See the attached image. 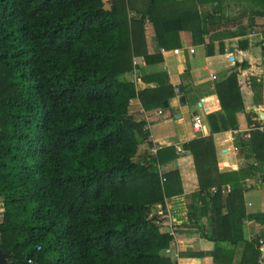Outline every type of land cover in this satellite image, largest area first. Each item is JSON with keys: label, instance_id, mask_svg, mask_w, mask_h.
I'll list each match as a JSON object with an SVG mask.
<instances>
[{"label": "trees", "instance_id": "obj_1", "mask_svg": "<svg viewBox=\"0 0 264 264\" xmlns=\"http://www.w3.org/2000/svg\"><path fill=\"white\" fill-rule=\"evenodd\" d=\"M225 1L113 0L107 9L105 0H0V252L8 264H179L167 255L175 239L166 200L184 193L181 176L162 169V181L159 172L178 154L174 146L140 154L150 131L130 112L137 98L147 112L168 109L175 89L165 80L137 91L127 75L138 58L163 63L161 50L178 49L183 32L203 45ZM207 3L218 5L211 15L200 12ZM238 45L244 51L250 40ZM248 67L237 61L216 82L212 134L182 146L199 183L186 196V223L202 236L201 251L183 256L203 264H262L260 239L248 240L244 223L246 182L264 179V113L254 106L255 129L236 138L238 171H219L213 138L239 129L245 88L252 105L261 102ZM249 218L264 224V214Z\"/></svg>", "mask_w": 264, "mask_h": 264}, {"label": "crops", "instance_id": "obj_2", "mask_svg": "<svg viewBox=\"0 0 264 264\" xmlns=\"http://www.w3.org/2000/svg\"><path fill=\"white\" fill-rule=\"evenodd\" d=\"M112 1L105 0L109 8ZM217 6V3L203 4L200 12L211 15ZM221 6L223 13L215 15L209 22L210 33L205 35L206 42L203 45L195 44L190 32H183L182 45L178 49L161 50L163 63L146 65L138 58L135 61L138 69L127 75V79L135 84L137 91L159 88L165 80L174 89L176 85H181L182 95L186 99V103L182 104L181 95L175 91V96L168 101L169 108L163 110L160 118L156 114L162 109L146 111L151 115L150 137L141 144L140 154H149L154 145L176 148L193 139L210 136L212 128L209 115L221 110L215 84L223 75L231 74L237 61H246L249 67L244 71V75L257 78L262 85L259 90L261 102L252 105V91L245 88L247 109L239 116V129L213 134L217 166L221 173L238 171L244 164L237 151L236 138L239 134L253 129L248 109L256 106L257 110L264 113V75H261L262 71L258 68V64L264 60V51L259 46L260 42L264 41V15L259 14L264 11V0H226ZM154 35L153 27L148 24L146 39L150 54L158 50ZM246 40H250V46L241 51L238 42ZM221 48L224 51L222 53ZM191 50H194V53H191ZM210 51L213 53L209 54ZM262 66L264 70V64ZM213 75L217 79L214 80ZM141 111L145 110L137 98L131 102L130 112L140 118ZM194 115L202 117V132H195L193 129ZM176 168L180 172L184 193L166 200L170 222L174 221L179 226L176 231L177 239L167 255L179 264H203L200 258L183 256L186 253L201 251L202 239L197 228L187 227L186 223V196L199 190L194 160L189 152L185 151L183 155L178 156L176 162L162 166L166 172ZM246 184L250 188L245 194L247 215L252 217L264 214V179L261 183L248 180ZM158 211L163 210L159 208ZM249 217L244 223L245 237L248 240H263L264 224Z\"/></svg>", "mask_w": 264, "mask_h": 264}, {"label": "built area", "instance_id": "obj_3", "mask_svg": "<svg viewBox=\"0 0 264 264\" xmlns=\"http://www.w3.org/2000/svg\"><path fill=\"white\" fill-rule=\"evenodd\" d=\"M191 53H194V50H191ZM214 80L217 79L216 76L213 75L212 77ZM163 115V110H159L156 114V116L158 118H160L161 116ZM139 121H143L145 122V129L146 130H150L151 128V115L149 113H147L146 111H141V117L138 118ZM193 129L195 132H202V129H203V121H202V117L199 116V115H194L193 117ZM163 147L161 145H154L152 146L151 150H150V154L151 155H155L157 153V151L159 149H162ZM177 154L178 156H181L185 153V151L183 150V148L181 146H177ZM159 172H160V175L162 177V181H165V179L163 178L162 176V168L159 167ZM230 191V188L225 191L226 193H228ZM215 192V190L213 191ZM162 214V213H160ZM169 232L171 233V235L174 236V241H176L177 239V235H176V229L174 228V226L172 225V223L170 222V225H169ZM260 243V251L262 253V256H261V263L264 264V240H260L259 241ZM29 264H34L31 260L29 261Z\"/></svg>", "mask_w": 264, "mask_h": 264}, {"label": "water", "instance_id": "obj_4", "mask_svg": "<svg viewBox=\"0 0 264 264\" xmlns=\"http://www.w3.org/2000/svg\"><path fill=\"white\" fill-rule=\"evenodd\" d=\"M175 91H176V93L178 95H181L180 96V100H181L182 104H185L186 103V99H185L184 95H182L183 94L182 86L181 85H176L175 86ZM247 111L250 112V109H248ZM173 141H175V139ZM8 259H9V255L8 254L0 252V264H8Z\"/></svg>", "mask_w": 264, "mask_h": 264}, {"label": "rangeland", "instance_id": "obj_5", "mask_svg": "<svg viewBox=\"0 0 264 264\" xmlns=\"http://www.w3.org/2000/svg\"><path fill=\"white\" fill-rule=\"evenodd\" d=\"M106 8H109V4H108V6L106 5ZM252 128L255 129L254 127H252ZM1 207H2V204L0 203V218H1V213H2V208Z\"/></svg>", "mask_w": 264, "mask_h": 264}]
</instances>
